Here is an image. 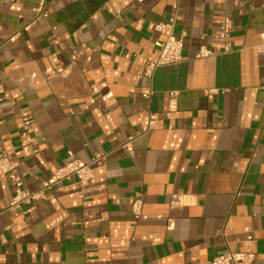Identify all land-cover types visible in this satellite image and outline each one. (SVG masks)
Here are the masks:
<instances>
[{
	"label": "crops",
	"instance_id": "0c3cea01",
	"mask_svg": "<svg viewBox=\"0 0 264 264\" xmlns=\"http://www.w3.org/2000/svg\"><path fill=\"white\" fill-rule=\"evenodd\" d=\"M38 2L0 0V154L27 190L105 155L31 210L0 174V264H264V0H48L36 19ZM175 9L185 59L147 77Z\"/></svg>",
	"mask_w": 264,
	"mask_h": 264
},
{
	"label": "built area",
	"instance_id": "2783aa9c",
	"mask_svg": "<svg viewBox=\"0 0 264 264\" xmlns=\"http://www.w3.org/2000/svg\"><path fill=\"white\" fill-rule=\"evenodd\" d=\"M48 0H39L38 4L34 7L36 19H43L48 15ZM144 2L145 0H137ZM177 18V9H175L166 21L159 22L155 25V29L164 35V39L159 42V53L156 58L150 60L146 65L145 76L151 77L155 70L162 66L177 64L185 59L183 55L184 38L175 33ZM233 29V22L231 17L225 15L222 19L219 28V35L222 41L225 53L232 51L230 41L231 32ZM257 50L264 53V34L262 35L261 42L257 45ZM216 54L212 49L202 46L196 57H209ZM60 72H63L62 70ZM156 127V119L151 117L149 120L148 129ZM129 142L123 144V147L128 148ZM105 153H97L91 162H84L78 158H73L56 169L52 176L46 179L42 185L36 190H27L24 183L18 178L16 164L11 161L6 152L0 154V174L8 175L15 184V193L8 206L9 210H19L24 206L26 210L34 209L38 201L43 197L45 191L54 188L62 180L69 178L73 175L77 176L81 184L92 179L95 175L92 163L97 159L103 157ZM173 206L184 204L182 195H173L171 199ZM142 199L139 197L134 201V212L137 216L141 214ZM255 252L249 248L242 252H229L225 255L216 256L211 264H251L255 260Z\"/></svg>",
	"mask_w": 264,
	"mask_h": 264
}]
</instances>
